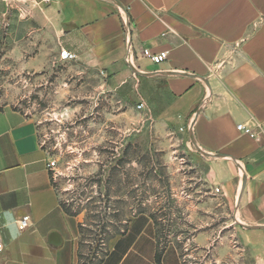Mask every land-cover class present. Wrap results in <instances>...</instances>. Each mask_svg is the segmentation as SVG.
Listing matches in <instances>:
<instances>
[{"label": "crops", "instance_id": "0c3cea01", "mask_svg": "<svg viewBox=\"0 0 264 264\" xmlns=\"http://www.w3.org/2000/svg\"><path fill=\"white\" fill-rule=\"evenodd\" d=\"M7 1L0 0L3 41L32 47L51 40V50L98 71L123 103L159 126L174 155L184 152L189 169L218 189L220 207L240 227L233 238L252 264H264V0ZM144 49L167 59L154 65ZM47 162L36 121L2 107L0 264H75L74 224ZM23 216L28 227L20 231ZM126 238L102 264H155L153 237ZM226 238L212 248V237L193 240L215 258L227 252ZM161 264H181L177 251L167 248Z\"/></svg>", "mask_w": 264, "mask_h": 264}, {"label": "rangeland", "instance_id": "374dc122", "mask_svg": "<svg viewBox=\"0 0 264 264\" xmlns=\"http://www.w3.org/2000/svg\"><path fill=\"white\" fill-rule=\"evenodd\" d=\"M37 41L10 46L0 33V109L37 123L47 161L55 162L61 210L74 224L75 264H100L126 237H153L155 251L174 248L181 264H252L218 192L189 169L184 152L172 153L159 126L123 103L98 71L60 61L51 40ZM193 237H212L210 248L227 237V252L212 258Z\"/></svg>", "mask_w": 264, "mask_h": 264}, {"label": "built area", "instance_id": "2783aa9c", "mask_svg": "<svg viewBox=\"0 0 264 264\" xmlns=\"http://www.w3.org/2000/svg\"><path fill=\"white\" fill-rule=\"evenodd\" d=\"M43 2L48 3L49 0H43ZM143 56L145 58L149 59L152 64L159 65L167 59V52L163 51V52H159L157 54H152L148 50L144 49L143 50ZM59 58L62 61H71V60H75L76 56L74 54L68 52V51L61 50L60 54H59ZM138 108H140V106ZM237 130L243 134L249 135L250 137H255L254 134L252 133L251 129H249L243 125H238ZM54 166H55L54 161H48L47 162L46 167L50 172L54 170ZM215 190H216V192H218V189H215ZM28 221H29L28 216L21 217V219H19L16 223L17 228L20 231L25 230L28 227ZM2 251H3V241L0 237V254L2 253Z\"/></svg>", "mask_w": 264, "mask_h": 264}, {"label": "trees", "instance_id": "16d2710c", "mask_svg": "<svg viewBox=\"0 0 264 264\" xmlns=\"http://www.w3.org/2000/svg\"><path fill=\"white\" fill-rule=\"evenodd\" d=\"M164 252H158V251H155V254H154V262L155 264H161V258H162V255H163ZM105 257H107V255H105ZM104 257V258H105ZM104 261L102 260L100 262V264H102Z\"/></svg>", "mask_w": 264, "mask_h": 264}, {"label": "water", "instance_id": "95a60500", "mask_svg": "<svg viewBox=\"0 0 264 264\" xmlns=\"http://www.w3.org/2000/svg\"><path fill=\"white\" fill-rule=\"evenodd\" d=\"M52 242H54V243H55V240H53V239H52Z\"/></svg>", "mask_w": 264, "mask_h": 264}]
</instances>
